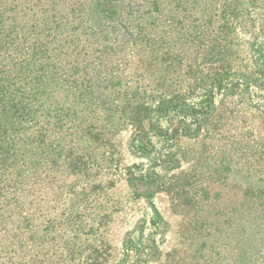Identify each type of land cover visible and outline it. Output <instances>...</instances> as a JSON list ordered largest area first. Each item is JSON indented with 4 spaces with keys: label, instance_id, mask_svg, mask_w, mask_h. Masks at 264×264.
I'll use <instances>...</instances> for the list:
<instances>
[{
    "label": "trees",
    "instance_id": "16d2710c",
    "mask_svg": "<svg viewBox=\"0 0 264 264\" xmlns=\"http://www.w3.org/2000/svg\"><path fill=\"white\" fill-rule=\"evenodd\" d=\"M19 1L0 0V264H101L108 246L98 235L108 215L105 210L100 213L97 205L90 211L85 203L93 204L95 195L106 197L103 183L94 176L102 159L111 154L95 145L102 144L107 120L115 115L110 111L112 115L103 121L94 117L99 104L92 94L96 85L107 81L108 72L91 68L98 64L88 58L106 53L110 47L104 43L110 37L117 39L122 27L114 23L93 29L80 24L67 32V25L56 21L66 18L60 9L47 7L29 16L30 9L19 8ZM92 7L87 10L96 12L99 19ZM45 12L53 17L40 18ZM169 59L166 53L164 60ZM60 94L68 104L59 103ZM94 95L106 103L102 91ZM122 104L118 119L132 126L146 120L155 127V116L167 110L166 105L150 107L148 102L130 99ZM158 132L167 142L172 138L161 129ZM137 144L148 153H142ZM131 149L135 157L145 156L148 164L139 175L129 171L126 181L133 193L148 199L163 192L164 177L154 169L172 151L158 150L142 135L132 139ZM239 153L221 156L210 181L211 170H205L202 184L196 185L198 194L188 196L187 178L169 186L177 189L172 193L176 206L193 208L191 198L202 196V221L195 215L193 226L189 224L182 234L184 240L202 242L199 249L183 251L182 257L169 254L165 264H264V181L259 179L264 165L253 155L245 167ZM230 177L234 181L228 185ZM212 185L231 186L242 197L235 195L230 206L211 193ZM42 211H49L50 226L46 221L42 227L46 219ZM35 236L38 245L33 242ZM49 237L50 248H43ZM127 247L125 256L130 252ZM138 248L145 252L146 262L157 254L149 241Z\"/></svg>",
    "mask_w": 264,
    "mask_h": 264
},
{
    "label": "rangeland",
    "instance_id": "374dc122",
    "mask_svg": "<svg viewBox=\"0 0 264 264\" xmlns=\"http://www.w3.org/2000/svg\"><path fill=\"white\" fill-rule=\"evenodd\" d=\"M95 1L20 0L18 5L30 9L29 16L47 7L60 9L66 18L56 21L65 23L67 32L80 24L93 29L114 23L122 27L117 39L110 37L104 43L110 47L106 53L88 58L98 64L91 68L108 72L107 81L96 85L92 94L99 104L94 117L103 121L113 112L115 118L107 120L103 142L95 145L111 154L102 159L94 176L97 183H103L106 197L95 195L93 204H85L89 210L97 205L100 213L105 210L108 215L98 235L108 246L101 264H165L169 254L182 257L183 251L199 249L202 242L182 236L184 228L193 226L195 215L202 221V196L191 198L193 208L176 206L172 193L177 189L169 186L187 178L186 191L193 196L199 189L196 185L202 184V173L206 176L205 170L210 169V181L217 169L214 164L233 151L241 152L237 156L245 158L241 161L245 167L253 155L264 165V0H100L93 6ZM89 5L96 7L102 22L95 18L96 12L87 10ZM113 8L116 11L111 12ZM43 17L53 16L45 12ZM166 53L169 60H164ZM99 91L105 94L106 103L94 95ZM58 98L60 104H68L62 94ZM128 99L148 102L150 107L166 105L167 110L155 116V127L146 120L136 126L123 124L118 115ZM158 129L172 137L169 142ZM137 135L158 150L172 151L154 169L164 177V190L148 199L136 196L126 181L129 171L139 175L148 167L145 156L132 153L131 142ZM259 179L264 181V170ZM233 181L230 177L227 184ZM209 190L230 206L235 195L242 197L231 186L212 185ZM41 213L46 215L42 227L46 221L50 226L49 211ZM50 237L43 248H50ZM148 241L154 243L157 254L146 262L138 246ZM33 242L38 245L37 236Z\"/></svg>",
    "mask_w": 264,
    "mask_h": 264
}]
</instances>
